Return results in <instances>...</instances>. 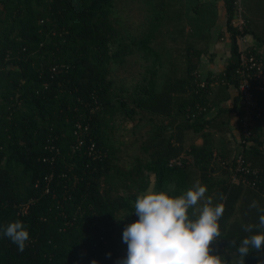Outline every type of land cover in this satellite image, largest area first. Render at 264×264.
Listing matches in <instances>:
<instances>
[{
  "label": "trees",
  "instance_id": "trees-1",
  "mask_svg": "<svg viewBox=\"0 0 264 264\" xmlns=\"http://www.w3.org/2000/svg\"><path fill=\"white\" fill-rule=\"evenodd\" d=\"M202 1L195 20L188 17V39L184 26L164 32L171 0H141V31L128 36L115 17V0H0V264H116L127 253L123 230L138 220L137 196L171 185L178 196L196 181L214 204L225 205L213 254L240 264L239 241L257 234L243 230L258 223L249 205L256 200L264 207V114L254 118L243 146L261 181L256 189L234 182L244 116L240 37L264 71V20L255 18L252 0H243L240 30L235 0H225L230 61L220 74L204 77L198 64L207 50L191 42H203L216 14ZM130 57L141 59L145 70L120 92L110 76ZM231 87L237 96L229 106ZM252 91L264 109V92ZM124 123L146 155L131 164L117 137ZM78 125L84 144L73 150ZM92 144L104 156L90 155ZM16 220L29 231L23 252L2 235ZM244 259L258 264L254 249Z\"/></svg>",
  "mask_w": 264,
  "mask_h": 264
},
{
  "label": "clouds",
  "instance_id": "clouds-1",
  "mask_svg": "<svg viewBox=\"0 0 264 264\" xmlns=\"http://www.w3.org/2000/svg\"><path fill=\"white\" fill-rule=\"evenodd\" d=\"M174 189V185L166 191L148 189L137 196L134 213L138 220L123 230L122 240L127 245V253L116 264H228L221 255L213 254L211 247L221 235L219 221L225 205L214 204L211 196L206 197L207 187L200 181L178 196L171 194ZM220 199H224L223 194ZM252 209L259 213L258 223L246 224L243 230L257 234L239 241L240 264H245L244 258L253 249L258 264H264V207L253 200L249 205V210ZM2 235L15 244L19 252L25 250L30 238L20 220L5 226ZM230 243L235 247L237 242ZM91 264H97V261L93 260Z\"/></svg>",
  "mask_w": 264,
  "mask_h": 264
},
{
  "label": "built area",
  "instance_id": "built-area-1",
  "mask_svg": "<svg viewBox=\"0 0 264 264\" xmlns=\"http://www.w3.org/2000/svg\"><path fill=\"white\" fill-rule=\"evenodd\" d=\"M242 3L243 0H235L236 8V21L237 26L240 30L244 27V20L242 16ZM246 37H240L241 45V62L240 67L237 70V75L240 78L239 90L242 94V110L244 111V116L241 120V129H240V144L241 150L236 157V174L234 176V182L241 183L245 187H250L256 189L258 182L261 181V171L259 168L254 167L250 162L246 161L244 158V147L250 137L252 136L254 118H260L264 114V109L257 107L256 100L253 98L252 89H258L264 92V75H263V65H260L255 61L253 50L247 47ZM203 88L206 87L204 82L201 83ZM81 126L78 125V130L75 134L78 136V145L73 147V150L81 149L84 144L82 139V133H80ZM90 155H94L97 158L104 156V152L100 149H96V145H90L88 149ZM184 157V156H183ZM178 163L181 165V162L176 159L170 160V164ZM264 197V191L262 192ZM27 210L25 209L24 213Z\"/></svg>",
  "mask_w": 264,
  "mask_h": 264
},
{
  "label": "rangeland",
  "instance_id": "rangeland-1",
  "mask_svg": "<svg viewBox=\"0 0 264 264\" xmlns=\"http://www.w3.org/2000/svg\"><path fill=\"white\" fill-rule=\"evenodd\" d=\"M184 1L185 7L187 6V8L190 6V4H192V6L197 4V0ZM190 1L192 2L190 3ZM252 2V7L256 9V11L258 10L257 16L255 18H258L259 21L264 20V0H252ZM115 3V17L117 18L118 25L121 27L122 34L124 36L139 34L144 17L142 12L141 0H115ZM186 10H183V12L186 13ZM190 14L195 15V12H191ZM164 35L165 34L163 33L162 39L164 40V43L162 44V46L167 43ZM186 36L188 37V39H190L191 35H185V37ZM191 44L196 45V43ZM199 46L200 45H198L197 47ZM180 63H182V60L180 61ZM201 68L203 70L204 66H201ZM144 70V62L141 59H139L138 57H130L123 66H114L112 74L110 76V80H112L113 86L117 91L122 92L125 89L129 90L132 85L136 84L142 78ZM130 128V123H124L121 130L117 132V137H119L121 141L119 147L122 150L124 162H126L127 164H131L134 161L133 157L136 155L140 157L143 156V158L146 157V155L141 153L140 148L136 144L132 143L133 137L128 133V131H130ZM190 139L195 142L199 140V138H196L193 134L190 135ZM234 261L236 262V260Z\"/></svg>",
  "mask_w": 264,
  "mask_h": 264
},
{
  "label": "crops",
  "instance_id": "crops-1",
  "mask_svg": "<svg viewBox=\"0 0 264 264\" xmlns=\"http://www.w3.org/2000/svg\"><path fill=\"white\" fill-rule=\"evenodd\" d=\"M191 2L192 1H190V3ZM202 2L205 3L203 8H205L208 13H213V17L216 14V23L213 25L211 32H209V34L203 38V42H195L196 46L200 45L199 47H201L203 45L202 48L207 50V53L201 56L200 62L198 64V68L201 70L204 77H207L208 75L220 74L226 68L231 57V39L229 38L225 28V0H203ZM251 5L253 6V2ZM194 7L195 5L192 6V4H190L188 8L187 6L185 7L184 0H171L170 11L164 26V32H166V34H172L177 31L179 32V29L184 26V34L191 35L192 26L190 24L191 22H189V19L192 21V19L195 20L196 18L195 15L190 14L191 12H194ZM183 10H186V13H184ZM187 19L188 22H186ZM177 26H179L178 29L175 28ZM201 66H204L203 70ZM229 91L230 99L227 101L226 105L230 106L233 102V98L237 96V91L232 87L229 89ZM231 117L233 130L237 135V129H235L234 123L235 119L233 115Z\"/></svg>",
  "mask_w": 264,
  "mask_h": 264
}]
</instances>
